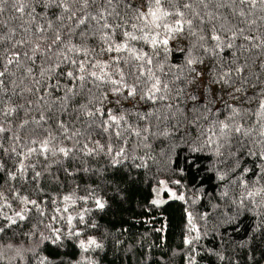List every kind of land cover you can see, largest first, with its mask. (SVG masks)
I'll return each instance as SVG.
<instances>
[{"label":"snow or ice","instance_id":"snow-or-ice-1","mask_svg":"<svg viewBox=\"0 0 264 264\" xmlns=\"http://www.w3.org/2000/svg\"><path fill=\"white\" fill-rule=\"evenodd\" d=\"M169 128L194 133L196 150L209 149L221 166L218 180L240 170L229 184L241 196L229 198L226 184L220 197L236 215L254 213L250 240L264 239V0H0V234L35 220L21 234L59 245L82 235L74 220L96 228L85 219L92 209L70 212L89 200L104 210L95 188L59 194L69 177L88 172L82 158L102 155L116 167L134 141L147 146ZM244 157L260 164L241 169ZM76 161L81 167L72 170ZM187 216L185 244L193 245L200 229ZM60 221L67 232L54 227ZM78 247L103 245L89 236ZM38 264L51 261L40 256Z\"/></svg>","mask_w":264,"mask_h":264},{"label":"trees","instance_id":"trees-1","mask_svg":"<svg viewBox=\"0 0 264 264\" xmlns=\"http://www.w3.org/2000/svg\"><path fill=\"white\" fill-rule=\"evenodd\" d=\"M180 59L174 48L172 61ZM168 131L171 134L167 136H149L147 146L134 141L137 146L130 150L131 156L116 167L102 155L82 158V167L88 172L80 171L69 177L68 187L59 194H67L76 185H79L77 195H85V188H95L96 194L107 202L104 210L96 209L94 202L89 200L87 203L78 201L70 212L76 215L84 208L92 209L85 214V219L97 227L85 229L74 220L73 224L82 235L71 239L62 237L63 243L54 245L41 242L38 237L29 240L21 234L30 232L35 220L18 222V226L0 234V252L4 257L0 264H38L40 256H47L51 264H61V261L76 264L81 257L92 259L96 264H190V258H194L195 264H264V239L258 236L256 241L250 240V226L257 217L252 212L236 215V206L230 199L220 197L226 184L229 198L241 196L243 189L229 184V180L240 175V170L229 180H218L221 166L209 149L196 150L200 146L190 142L194 133L185 136L183 130L169 128ZM254 160L256 165L260 164L255 157H244L241 169H253ZM79 167L80 162L76 161L72 170ZM244 179L251 185L256 177L250 171ZM161 180L184 199L172 198L162 204H153ZM46 191L57 195L51 187ZM188 213L200 229V239L193 245L185 244L190 236ZM54 227L60 228L62 233L69 229L64 221L55 223ZM40 231L45 236L50 235L42 226ZM89 236L95 237L103 247L82 252L79 240ZM8 244L13 248H7ZM17 248L21 249L19 255L15 251ZM212 253H219L224 259ZM250 256H254V260L249 259Z\"/></svg>","mask_w":264,"mask_h":264},{"label":"rangeland","instance_id":"rangeland-1","mask_svg":"<svg viewBox=\"0 0 264 264\" xmlns=\"http://www.w3.org/2000/svg\"><path fill=\"white\" fill-rule=\"evenodd\" d=\"M159 190V191H157ZM172 193H175L176 197H179L180 195L176 192V190L171 187L168 183H167V188L164 189V186H162L161 184L156 188V195H155V200H159L161 201L162 204L164 203L167 199H172L174 198L172 196Z\"/></svg>","mask_w":264,"mask_h":264}]
</instances>
